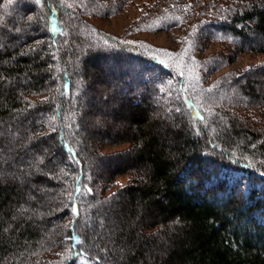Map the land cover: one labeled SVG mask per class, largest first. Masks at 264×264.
<instances>
[{
  "label": "trees",
  "instance_id": "1",
  "mask_svg": "<svg viewBox=\"0 0 264 264\" xmlns=\"http://www.w3.org/2000/svg\"><path fill=\"white\" fill-rule=\"evenodd\" d=\"M74 1L0 0V264H53L63 244L56 264H264V127L206 118L182 76L167 99L170 64L96 30ZM205 25L264 55V0ZM96 95L129 122L117 142L91 122ZM95 179L115 191L97 196Z\"/></svg>",
  "mask_w": 264,
  "mask_h": 264
},
{
  "label": "rangeland",
  "instance_id": "2",
  "mask_svg": "<svg viewBox=\"0 0 264 264\" xmlns=\"http://www.w3.org/2000/svg\"><path fill=\"white\" fill-rule=\"evenodd\" d=\"M118 2L112 9L91 3L89 0H75L72 3L79 7L83 18L96 30L112 35L123 43H133L149 56H158L170 64L174 74L170 73L168 83H164L170 91V95L166 94L167 99L177 95L171 85L177 84L178 77L182 76L184 89L193 97L206 118L227 115L238 119L257 133L261 131L260 129L264 127V103L261 101L264 95V55L243 52L230 41L221 38L224 36L220 33L216 32L218 35L216 37L210 34L211 28H205L208 20L227 17L231 10L236 11L237 7L246 5V0H118ZM167 19H170V22L176 19L178 21L170 26V22L168 25L165 24ZM251 81L254 84V94L246 91ZM99 86L98 90L105 89L103 84ZM98 98L97 95L94 97L97 116L91 122L102 124L99 130L104 135L106 128L111 129V136H114V141L117 142L119 140L117 135L128 127L129 122L124 114L115 115L113 120H110L105 112H114L117 109L116 103L108 101L97 104ZM217 118L221 123L222 118ZM54 122L53 119L52 126ZM208 128L211 132L216 130L212 125ZM130 147V144L125 143L107 146L103 151L120 153ZM226 177L234 181L241 179L243 174L229 171ZM95 180L96 185L93 187L97 196H109L115 188L130 184L132 177L131 175L119 177L111 191L104 190L103 182L100 183L103 186H100L97 179ZM67 247V244L65 246L63 244L52 252L53 264L66 256Z\"/></svg>",
  "mask_w": 264,
  "mask_h": 264
},
{
  "label": "snow or ice",
  "instance_id": "3",
  "mask_svg": "<svg viewBox=\"0 0 264 264\" xmlns=\"http://www.w3.org/2000/svg\"><path fill=\"white\" fill-rule=\"evenodd\" d=\"M37 2H39V0H37ZM165 55H173V54L165 53ZM181 74H183V73H181ZM89 191H90V190H89Z\"/></svg>",
  "mask_w": 264,
  "mask_h": 264
}]
</instances>
